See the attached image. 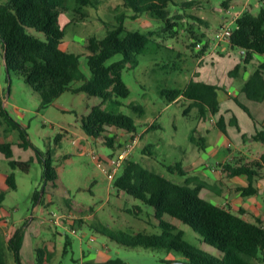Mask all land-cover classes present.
<instances>
[{"label": "rangeland", "instance_id": "374dc122", "mask_svg": "<svg viewBox=\"0 0 264 264\" xmlns=\"http://www.w3.org/2000/svg\"><path fill=\"white\" fill-rule=\"evenodd\" d=\"M225 1L231 2L228 8L223 6ZM4 2L6 0H0V5ZM67 6L59 18V25L65 29L62 47L79 54L81 69L87 77L92 76L87 47L91 36L104 37L121 18L127 30L144 33L157 30V33L147 49L138 54V64L123 70V79L130 88V94L115 98L120 103H103L105 108L120 110L135 119L136 143L129 132L117 127H108V131L118 135L114 140L107 137L112 136L107 130L101 137L86 132L82 118L94 105L103 102L100 96L69 90L44 105L41 95L20 71L12 70L9 74L0 39V100L18 124L14 126L7 120L0 124V145L10 143L11 158L30 161L28 172L13 168L0 146V190L6 192L0 213L8 219L4 223L8 228L23 229L21 261L23 264H37L36 249L46 244L55 246L53 261L56 264H89L94 255L107 252L114 259L120 258L132 264H164L168 258L186 261L188 257L175 250L126 246L113 237L159 232L160 227L152 206L115 186V178L111 179L108 172L113 167L111 159L118 158L121 148L127 143L135 144L127 158H134L174 181L184 183L186 176L170 167L175 168L178 162L185 167L198 159L213 164L216 158L212 148L236 157L241 153L246 156L239 157L235 165L264 152V142L248 133L250 125L255 124L256 133L261 128L260 122L264 123V100H249L242 91L245 78L259 66L262 56L255 55L252 61L244 63L242 50L228 44V50L219 49L214 55L210 53L202 62L197 49L191 46L195 35L203 45L204 40L213 43L223 24L230 22L235 28L239 13H258L264 6V0H194L190 5H173V13H183L178 29L173 33L164 30L165 23L160 19L147 15L134 18V10L124 5V0H98L82 10L86 15L76 11V0H68ZM208 50L213 51L212 48ZM122 57V53H117L107 64ZM239 63H242L240 75H231V70ZM203 71L208 75L201 77ZM193 78L207 79L221 86L220 113L211 114L205 121L199 118L197 106L186 112L190 100L181 96L170 101L167 96L168 89L183 88ZM82 83L78 80L72 85L79 87ZM134 104L142 105L143 113L135 111L132 108ZM223 114L228 121L233 115L239 121V127H231L234 141L230 147L223 144L226 136L214 123V119ZM21 128L25 131L27 143H24ZM201 136L207 138L206 149L201 145ZM206 151L209 155L204 157ZM49 157L58 173L56 180L45 177V161ZM261 170L264 174V168ZM13 171L16 188H11L6 181ZM224 174V177L230 176ZM213 179H209L212 182L205 179L214 186L201 192L205 198L223 203L238 195L236 185L233 184L229 192L226 182ZM38 191L40 198L37 199L35 193ZM228 192L231 195L226 197ZM255 194L256 205L264 213V192ZM251 195L244 196L248 198ZM137 204L143 207L141 214L133 212ZM246 214L256 219V215ZM165 218L184 231L188 242L206 252L219 254V250L204 242L202 235L190 225L169 215ZM6 262L19 264L14 251L7 249Z\"/></svg>", "mask_w": 264, "mask_h": 264}, {"label": "trees", "instance_id": "16d2710c", "mask_svg": "<svg viewBox=\"0 0 264 264\" xmlns=\"http://www.w3.org/2000/svg\"><path fill=\"white\" fill-rule=\"evenodd\" d=\"M67 2L68 0H6L0 5V39L9 74L12 70L20 71L25 80L41 95L44 105L52 103L69 90L85 91L90 95L100 96L103 102L94 105L90 113L82 118L86 132L94 137H101L107 130L112 134L107 137L114 140L117 135L108 131V127L111 126L126 130L134 138L137 131L135 119L120 110L107 109L103 103L112 101L117 104L120 102L115 98L130 94V88L123 79V70L138 64V54L147 49L157 30H150L147 33L127 30L121 18L118 24L108 29L104 37L91 36L87 47L90 51L89 66L92 76L87 77L81 69L79 54L62 47L65 29L59 25V18L61 13L68 9ZM97 2L98 0H76L75 9L86 15L82 10ZM193 2L194 0H124V5L134 10V18L147 15L150 18L160 19L165 23L164 30L173 33L177 31L183 13H173L172 6L190 5ZM229 5L230 1L223 3L226 8ZM236 22L237 26L232 29L230 42L227 43L232 48L243 51L244 63L252 61L255 55L262 56L259 66L245 78L242 91L247 98L262 101L264 100V6L256 14L244 11L236 18ZM198 39L199 37L195 35L191 46L196 48L198 56L203 58L209 48V40H204L205 44L200 48L198 43L202 41H197ZM214 39L217 41L215 37ZM117 53H122L123 57L107 64V61ZM241 67L242 63L237 64L230 74L239 76ZM78 80L83 81L82 85L74 87L72 83ZM219 89L221 86L217 83L193 78L183 88L168 89L167 96L170 101H175L181 96L190 100L191 104L186 112L191 107L197 106L199 118L206 120L221 109ZM240 104L250 112L247 106ZM132 108L141 113L144 111L140 104H134ZM5 120L18 126L10 111L0 100V124ZM216 124L223 131L227 130L229 124L239 127L236 115L228 121L223 114ZM260 124L261 128L253 134V138L264 142V123L260 122ZM21 134L24 143H27L22 128ZM113 142L111 141V145H114ZM0 146L10 158L13 168L19 167L27 172L30 170V161L11 158L10 143ZM263 162L264 152L249 163L233 165L232 162H227L222 165L229 175L243 173L249 176L250 185L241 187V191L246 195L256 192L252 178L261 174L258 168L262 167ZM45 164L46 179L56 180L58 173L53 166L52 158H47ZM120 169L115 176V186L152 206L160 227L159 232L140 233L137 236L112 235L120 243L133 247L168 248L183 253L188 257L186 261L195 264H253L255 259H264L263 224L259 220L245 218L242 215L243 210L237 213L229 206L202 196L203 189L214 186L197 174H189L181 162L170 169H177L180 174L186 176L184 183L174 181L134 158H127ZM6 181L11 188L17 187L14 171L8 174ZM5 196V190H0V205ZM35 196L37 199L40 198V191L36 192ZM133 212L141 214L143 207L137 204ZM166 215L190 225L202 235L204 242L217 248L219 254L206 252L188 242L184 237V231L171 220L166 219ZM23 239L24 232L21 228H16L8 238L0 233V264H7V249L14 251L16 260L19 264H23L20 257ZM36 252L37 264H56L53 261L54 249L44 245L37 247ZM174 260L168 258L164 262L167 264ZM110 262L124 263L120 258L111 259Z\"/></svg>", "mask_w": 264, "mask_h": 264}, {"label": "crops", "instance_id": "0c3cea01", "mask_svg": "<svg viewBox=\"0 0 264 264\" xmlns=\"http://www.w3.org/2000/svg\"><path fill=\"white\" fill-rule=\"evenodd\" d=\"M230 4H231V2H230ZM239 15H240V13L237 15V17ZM229 23L230 22H228L226 24H229ZM209 43H210L209 48H212L213 51L207 50V52L204 55V57L201 58L202 62L204 60H206V58L208 56H210L209 55L210 53H213L212 55H214L215 52L217 50H219V49L224 50V51L228 50V43L227 42L223 41V42L219 43V42H217L214 39L213 43L210 42V41H209ZM202 75H208V72L203 71V72H201V77H203ZM197 80H203V78H200V79H197ZM204 81H207V82H210V83H214V82L208 81L207 79H204ZM249 100H252V99H249ZM252 101H256V100H252ZM219 113H220V111L217 114H219ZM214 115H216V114H214ZM218 119L219 118H217V117L214 119V123L215 124L217 123ZM226 119H227V117H226ZM232 126H236V125H230L229 124L227 126V130L226 131L222 130L224 132L225 136H226V140H223L222 142H223L224 145L228 144L229 147L231 146V144L234 141L232 136H231V134H230V130H231ZM250 127H251V130H249L248 133L250 135L255 134L254 132L257 129L255 124L250 125ZM148 128H146V131L148 130ZM117 137H118V135H117ZM201 137H202V144H203V145L202 144L201 145H202L203 148L206 149L207 148V138H206V136H201ZM211 152H212V154H214V157L216 158V162L215 163L208 164L204 160L198 159L197 162H192L188 166H185V167L183 166L184 169L189 174H197L199 176L205 175V177L203 176V178H205L207 180L214 178L217 181L226 182L225 185L228 187L229 192H230L231 188L233 187V184L236 185L237 189H236L235 192L238 195L233 200H229L228 199L226 202H223V203L215 201V200H212V201H215V202H217L219 204H222V205H225V206H229V207L232 208L233 211H235L237 213L243 210L242 215L245 218H247L249 220H253V221L259 220L264 226V213L260 212L258 206L256 205L257 204V195L255 194L256 192H264V174H263V171L261 170L262 168H264V162L262 164V167L258 168V169H260V170H258V172H260L261 174L260 175L257 174V175H255L252 178V183L256 187V192L252 193L253 195H251L250 197L247 198V197L244 196L245 194H243V192L241 191V187H247V186L250 185L249 176L247 174H243L242 173V174H239V175H230L227 178V177H224L225 176V174H224L225 171H223V169H222V166H223L222 164H225V163L230 161V162H232L233 165H235L236 164L235 162L237 161V159L239 157H246V156L241 153L239 157H236L234 154L230 155V154H227L225 152L216 151L215 148H212ZM262 153L257 155V156H255V158H253V159L246 160L243 163H238L237 165L244 164V163H247V162L249 163L252 160L259 158L262 155ZM208 155H209L208 151H206L204 157H207ZM231 158H233V159H231ZM225 173H226V175L228 174V172H225ZM209 181L212 182L211 180H209ZM230 184H231V186H230ZM203 190H205V189H203ZM229 192L225 193L227 195L226 197H229V195H231V194H229ZM51 203L52 202H49L48 204H51ZM247 212H249L252 215L254 214L253 216L256 215L255 216L256 219H253V218L249 217V215L246 214ZM7 220L8 219H6V216H3V214L0 213V233H2L4 236H6L8 238L10 236V234L16 228L15 227L8 228L7 225L4 224V223L7 222ZM46 245L49 246L50 244L49 245L46 244ZM22 247H23V244H22ZM22 247H21V249H22ZM49 247L51 249L55 248V246H53V245H50ZM111 259H114V258H112L111 254L108 253V252L104 253L102 255L97 254V255L93 256V259L91 260V262H89V264L90 263L91 264H95V263L110 262ZM259 260L260 259H255L253 261V264H263L264 263V261H261L262 259L260 260L261 262H259ZM123 262H124L123 264L129 263V262H126V261H123ZM164 264H166V263L164 262Z\"/></svg>", "mask_w": 264, "mask_h": 264}, {"label": "built area", "instance_id": "2783aa9c", "mask_svg": "<svg viewBox=\"0 0 264 264\" xmlns=\"http://www.w3.org/2000/svg\"><path fill=\"white\" fill-rule=\"evenodd\" d=\"M232 27L229 24H224L222 28L216 33L215 38L217 39L218 42L225 41V42H230V35L232 32ZM198 47H202V43H198ZM134 142H137V138L133 139ZM135 147V144H129L125 145L123 148H121L120 153L118 154V158H112L111 159V164H112V169L109 170V177L111 179H114L122 165L124 164L125 160L127 159L129 153L133 150Z\"/></svg>", "mask_w": 264, "mask_h": 264}, {"label": "water", "instance_id": "95a60500", "mask_svg": "<svg viewBox=\"0 0 264 264\" xmlns=\"http://www.w3.org/2000/svg\"><path fill=\"white\" fill-rule=\"evenodd\" d=\"M95 264H119V263H115V262H104V263H95ZM126 264H132V263H126ZM167 264H195L193 262L190 261H181V260H174L170 263Z\"/></svg>", "mask_w": 264, "mask_h": 264}]
</instances>
